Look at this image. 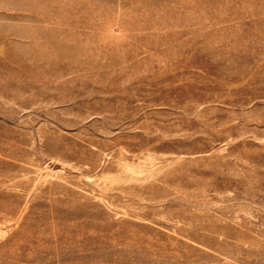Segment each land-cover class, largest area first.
Segmentation results:
<instances>
[{"label": "rangeland", "instance_id": "374dc122", "mask_svg": "<svg viewBox=\"0 0 264 264\" xmlns=\"http://www.w3.org/2000/svg\"><path fill=\"white\" fill-rule=\"evenodd\" d=\"M0 264H264V0H0Z\"/></svg>", "mask_w": 264, "mask_h": 264}]
</instances>
